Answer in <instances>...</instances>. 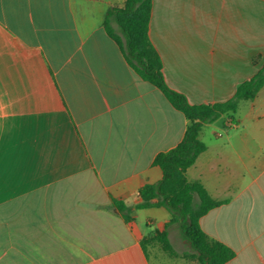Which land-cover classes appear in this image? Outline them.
<instances>
[{"label":"crops","instance_id":"0c3cea01","mask_svg":"<svg viewBox=\"0 0 264 264\" xmlns=\"http://www.w3.org/2000/svg\"><path fill=\"white\" fill-rule=\"evenodd\" d=\"M125 1L0 0V264H152L141 240L171 216L139 191L187 119L108 36ZM149 37L173 90L222 103L264 63V0H153ZM231 116L204 124L186 176L224 202L200 225L225 264H264V88Z\"/></svg>","mask_w":264,"mask_h":264},{"label":"trees","instance_id":"16d2710c","mask_svg":"<svg viewBox=\"0 0 264 264\" xmlns=\"http://www.w3.org/2000/svg\"><path fill=\"white\" fill-rule=\"evenodd\" d=\"M152 3L153 0H126L122 8H109L103 21L108 36L118 44L132 69L143 80L158 88L187 119L182 141L154 158L153 165L161 169L162 179L156 184L144 185L139 191L141 202L137 209L163 207L171 216L162 230L143 237L141 247L146 255L151 246L158 245L170 257H178L168 232L170 227L176 225L200 264H225L234 258V251L210 238L200 225L204 215L224 202L213 199L200 182L189 181L186 172L206 150V145L200 140L204 124L215 122L223 115L230 119L241 101L254 100L264 88V63L254 77L238 85L234 96L228 101L191 104L185 95L173 90L164 78L161 58L149 37ZM113 204L126 222L133 221L126 203L113 200Z\"/></svg>","mask_w":264,"mask_h":264},{"label":"rangeland","instance_id":"374dc122","mask_svg":"<svg viewBox=\"0 0 264 264\" xmlns=\"http://www.w3.org/2000/svg\"><path fill=\"white\" fill-rule=\"evenodd\" d=\"M232 115V114H231ZM225 115L226 121L228 117ZM222 121V120H221ZM222 121V122H223ZM198 200L196 199V203ZM139 220V219H138ZM171 243L175 251L179 254L178 257H170L162 251L160 246L154 245L149 248L150 261L152 264H200L191 249L189 244L182 238V235L176 225L171 227Z\"/></svg>","mask_w":264,"mask_h":264}]
</instances>
